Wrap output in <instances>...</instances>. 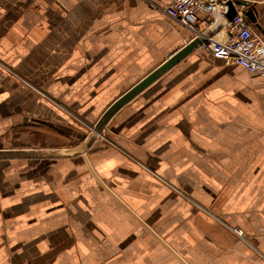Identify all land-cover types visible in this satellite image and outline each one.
Instances as JSON below:
<instances>
[{"label": "crops", "instance_id": "obj_1", "mask_svg": "<svg viewBox=\"0 0 264 264\" xmlns=\"http://www.w3.org/2000/svg\"><path fill=\"white\" fill-rule=\"evenodd\" d=\"M170 1L0 0V150L83 143L197 36L163 13ZM237 1L264 36V0ZM210 20L201 13L197 33ZM180 259L264 264V78L200 48L121 108L84 158L0 160V264Z\"/></svg>", "mask_w": 264, "mask_h": 264}, {"label": "built area", "instance_id": "obj_2", "mask_svg": "<svg viewBox=\"0 0 264 264\" xmlns=\"http://www.w3.org/2000/svg\"><path fill=\"white\" fill-rule=\"evenodd\" d=\"M213 8L217 9L223 21L220 30L223 37L209 38L199 48L225 65H239L251 75L264 78V36L254 31L242 9H236L231 21L225 18L227 7L223 1L171 0L162 11L171 20L198 35L195 28L198 16L205 12L212 15ZM207 24L211 25L212 20ZM236 233L241 235L240 231Z\"/></svg>", "mask_w": 264, "mask_h": 264}, {"label": "water", "instance_id": "obj_3", "mask_svg": "<svg viewBox=\"0 0 264 264\" xmlns=\"http://www.w3.org/2000/svg\"><path fill=\"white\" fill-rule=\"evenodd\" d=\"M214 2V0H209ZM227 7L225 18L231 21L236 14V7L245 8L244 14L246 18L254 25L256 23L257 13L254 8L249 7L247 2L237 0H223ZM213 21L204 31L198 33L189 43L184 45L179 51L172 53L163 63L146 75L143 79L138 81L133 87L117 98L111 105L103 112L99 120L95 123L92 130L86 136L83 143L70 150L58 151H44V150H31V151H16V150H0V160L6 159H45V158H67L82 156L85 157V152L92 146L98 135H100L105 127L108 125L112 117L126 104L133 100L136 96L142 93L146 88L156 82L162 75H164L173 66L178 64L185 56L192 51L198 49L201 44L209 38L214 37L220 32L221 19L216 8L212 11ZM180 261L184 263L181 259ZM185 264V263H184Z\"/></svg>", "mask_w": 264, "mask_h": 264}]
</instances>
